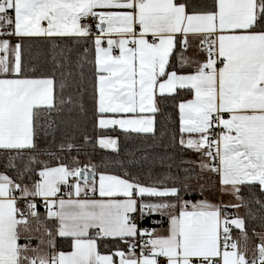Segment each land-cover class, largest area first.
Masks as SVG:
<instances>
[{
    "label": "snow or ice",
    "instance_id": "1",
    "mask_svg": "<svg viewBox=\"0 0 264 264\" xmlns=\"http://www.w3.org/2000/svg\"><path fill=\"white\" fill-rule=\"evenodd\" d=\"M0 264H264V0H0Z\"/></svg>",
    "mask_w": 264,
    "mask_h": 264
},
{
    "label": "trees",
    "instance_id": "2",
    "mask_svg": "<svg viewBox=\"0 0 264 264\" xmlns=\"http://www.w3.org/2000/svg\"><path fill=\"white\" fill-rule=\"evenodd\" d=\"M105 154H106L105 150L97 149V152L95 156L93 157L94 162H97V163L100 162L104 158Z\"/></svg>",
    "mask_w": 264,
    "mask_h": 264
},
{
    "label": "crops",
    "instance_id": "3",
    "mask_svg": "<svg viewBox=\"0 0 264 264\" xmlns=\"http://www.w3.org/2000/svg\"><path fill=\"white\" fill-rule=\"evenodd\" d=\"M212 199H213L214 202H218L219 197H212ZM223 200H224L225 202H227V201H228V197H227V196L223 197Z\"/></svg>",
    "mask_w": 264,
    "mask_h": 264
}]
</instances>
